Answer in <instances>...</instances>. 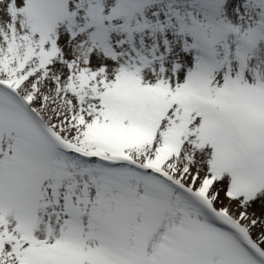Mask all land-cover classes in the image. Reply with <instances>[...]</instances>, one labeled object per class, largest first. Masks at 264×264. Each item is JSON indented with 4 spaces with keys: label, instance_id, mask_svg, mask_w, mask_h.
I'll use <instances>...</instances> for the list:
<instances>
[{
    "label": "snow or ice",
    "instance_id": "snow-or-ice-1",
    "mask_svg": "<svg viewBox=\"0 0 264 264\" xmlns=\"http://www.w3.org/2000/svg\"><path fill=\"white\" fill-rule=\"evenodd\" d=\"M0 264H264V0H0Z\"/></svg>",
    "mask_w": 264,
    "mask_h": 264
}]
</instances>
